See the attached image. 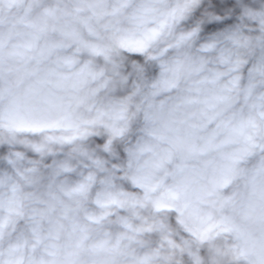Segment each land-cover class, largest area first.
Masks as SVG:
<instances>
[{
  "label": "clouds",
  "instance_id": "1",
  "mask_svg": "<svg viewBox=\"0 0 264 264\" xmlns=\"http://www.w3.org/2000/svg\"><path fill=\"white\" fill-rule=\"evenodd\" d=\"M0 264H264V0H0Z\"/></svg>",
  "mask_w": 264,
  "mask_h": 264
}]
</instances>
